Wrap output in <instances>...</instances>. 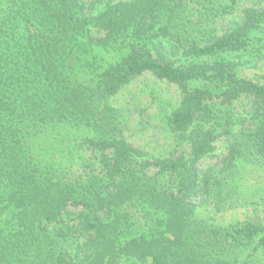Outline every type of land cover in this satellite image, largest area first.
<instances>
[{
    "label": "trees",
    "instance_id": "1",
    "mask_svg": "<svg viewBox=\"0 0 264 264\" xmlns=\"http://www.w3.org/2000/svg\"><path fill=\"white\" fill-rule=\"evenodd\" d=\"M182 1L0 0V264L264 256L262 223L199 215L224 208L238 167L264 160V83L229 56L247 49L264 12L246 8L239 25L205 38ZM144 73L182 92L165 117L177 146L165 157L128 142L110 104ZM221 138L231 139L225 157L205 166Z\"/></svg>",
    "mask_w": 264,
    "mask_h": 264
},
{
    "label": "rangeland",
    "instance_id": "2",
    "mask_svg": "<svg viewBox=\"0 0 264 264\" xmlns=\"http://www.w3.org/2000/svg\"><path fill=\"white\" fill-rule=\"evenodd\" d=\"M178 8L182 10V17L186 16L196 25L205 38H213L239 25L243 21L244 9L264 12V0H183ZM184 28L187 26L181 22L177 44L186 46L190 35H185ZM187 31L195 37L196 33ZM229 56L239 64L241 76L264 83V22L251 35L245 51ZM200 85L194 83L189 88ZM181 97L182 92L177 86L144 73L123 87L110 99V104L120 114L128 142L146 154L165 157L177 150L176 138L167 128L165 117L178 106ZM242 106L237 105V110ZM230 140L219 139L214 153L204 160V165H220ZM234 177L235 185L223 191L224 208L216 211L215 206H203L199 215L212 218L220 226L244 220L259 222L264 226V160L251 159L238 167ZM255 261L256 264H264V256L258 254Z\"/></svg>",
    "mask_w": 264,
    "mask_h": 264
}]
</instances>
